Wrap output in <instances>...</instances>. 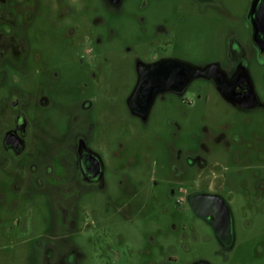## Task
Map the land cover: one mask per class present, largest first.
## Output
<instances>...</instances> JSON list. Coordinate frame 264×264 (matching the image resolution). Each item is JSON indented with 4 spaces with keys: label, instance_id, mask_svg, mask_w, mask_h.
Segmentation results:
<instances>
[{
    "label": "flooded vegetation",
    "instance_id": "af4514ba",
    "mask_svg": "<svg viewBox=\"0 0 264 264\" xmlns=\"http://www.w3.org/2000/svg\"><path fill=\"white\" fill-rule=\"evenodd\" d=\"M238 1L0 0V264H264V0ZM199 20L214 42L197 62ZM168 59L207 75L134 112ZM121 113L161 115L159 155L105 148Z\"/></svg>",
    "mask_w": 264,
    "mask_h": 264
},
{
    "label": "rangeland",
    "instance_id": "374dc122",
    "mask_svg": "<svg viewBox=\"0 0 264 264\" xmlns=\"http://www.w3.org/2000/svg\"><path fill=\"white\" fill-rule=\"evenodd\" d=\"M230 8L233 12L237 14L244 15L247 4L245 0H239L237 3H233ZM188 32L184 36L185 45L188 46V51L184 52V55L190 59L200 62L204 59L212 58V53H208L205 48L212 45L214 42V25L212 23V28L208 26L205 20H199L195 23H190L188 26ZM196 86H201L203 90L209 92V88L206 84L195 82L191 89ZM212 95V93H211ZM124 100L119 102V106L123 108ZM200 109L205 110L207 115L212 119L219 115L220 109L215 108L212 110V103L210 105L202 106ZM57 115H61L56 112ZM110 116L108 118H103L102 122L105 127L99 130V134L106 138L105 148L115 147L118 148L119 143H124L126 145L124 149V156L121 158H127L130 153H135V158L142 160L145 157L149 158L152 156L151 150L152 146L158 152V144L156 137L160 132H164L163 123L161 121V115L155 116L154 122H150L147 126H141L136 124L134 120L130 119L128 116ZM196 116V113L193 114ZM110 120L108 123L107 121ZM185 139H188V134H185ZM154 153V151H153ZM132 154V155H133ZM256 223H264V220H256ZM215 244L212 242V255L216 250ZM197 249L201 252H210V246L208 242L206 245H200Z\"/></svg>",
    "mask_w": 264,
    "mask_h": 264
},
{
    "label": "water",
    "instance_id": "95a60500",
    "mask_svg": "<svg viewBox=\"0 0 264 264\" xmlns=\"http://www.w3.org/2000/svg\"><path fill=\"white\" fill-rule=\"evenodd\" d=\"M208 67L202 68L191 62L168 59L148 65L143 71L138 84L130 98L129 104L132 110H137L138 95L148 92L150 97L144 103L147 111L158 93L172 90H185L197 77L207 75Z\"/></svg>",
    "mask_w": 264,
    "mask_h": 264
}]
</instances>
